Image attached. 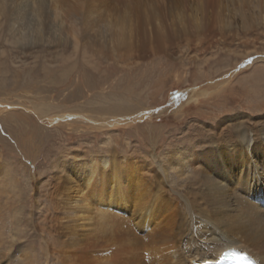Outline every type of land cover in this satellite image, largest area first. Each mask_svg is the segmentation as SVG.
<instances>
[{
  "label": "bare ground",
  "instance_id": "bare-ground-1",
  "mask_svg": "<svg viewBox=\"0 0 264 264\" xmlns=\"http://www.w3.org/2000/svg\"><path fill=\"white\" fill-rule=\"evenodd\" d=\"M33 1L13 8L22 21L13 20L10 29L17 44H81L127 62L208 37L211 8L231 9L221 7L224 0ZM232 7L236 15L241 11ZM45 8L54 16L51 24L40 16ZM207 93L194 91L190 103ZM193 130L186 144L168 146L163 155L157 149L131 158L115 149L61 150L53 168L66 185L47 209L56 212L58 229L53 232L47 219L49 229L41 228L52 239L48 256L60 253L59 264H222L223 253L236 248L264 264V116L238 112L216 125L198 121ZM7 258L0 254V264ZM24 258L37 263L31 254Z\"/></svg>",
  "mask_w": 264,
  "mask_h": 264
},
{
  "label": "rangeland",
  "instance_id": "rangeland-1",
  "mask_svg": "<svg viewBox=\"0 0 264 264\" xmlns=\"http://www.w3.org/2000/svg\"><path fill=\"white\" fill-rule=\"evenodd\" d=\"M22 3L32 2L0 0V254L8 256L2 264H27L25 254L36 264H59L60 253L48 256L52 239L42 229H58L56 212L48 211L63 194L65 182L53 168L61 150L163 155L186 144L198 121L264 116V0H224L221 7L231 9L211 8L208 37L128 62L81 44H17L10 29L13 20L22 22L13 10ZM232 5L241 6L237 15ZM40 13L51 24V10ZM194 91L208 93L190 103ZM115 119L131 121L109 125Z\"/></svg>",
  "mask_w": 264,
  "mask_h": 264
},
{
  "label": "clouds",
  "instance_id": "clouds-1",
  "mask_svg": "<svg viewBox=\"0 0 264 264\" xmlns=\"http://www.w3.org/2000/svg\"><path fill=\"white\" fill-rule=\"evenodd\" d=\"M234 253L235 256H239L241 253L236 251H227L223 253V256H226V254ZM222 264H244V262L240 259L232 258V259H225L223 260Z\"/></svg>",
  "mask_w": 264,
  "mask_h": 264
}]
</instances>
